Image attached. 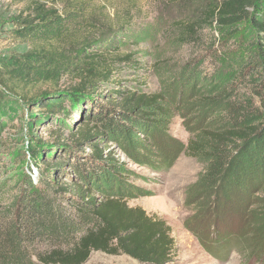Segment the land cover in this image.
<instances>
[{
	"label": "trees",
	"instance_id": "16d2710c",
	"mask_svg": "<svg viewBox=\"0 0 264 264\" xmlns=\"http://www.w3.org/2000/svg\"><path fill=\"white\" fill-rule=\"evenodd\" d=\"M104 9L93 0H29L11 18L10 34L27 50L0 56V94L32 107L30 118H25L28 129L43 120L42 111L62 126L82 115L81 123L90 117L106 130L132 132L110 111L104 113L83 98L109 84L117 63L131 59L101 43L100 36L115 27L103 20ZM181 27L193 44L199 43L200 32L209 30L213 37L196 64L178 77L182 98L184 87L205 84L199 95L194 88L188 97L201 111L185 148L202 165L191 195L216 201L233 196L241 204V191L264 180V0H219ZM64 77L75 82L60 87ZM41 84L49 86L30 93ZM121 91L118 87L110 94L121 96L122 117L153 115L155 95ZM95 137L84 129L79 141ZM159 154L165 165L173 160ZM34 163V176L25 174L11 202L0 207V264H83L92 251L126 254L141 264L170 261L175 250L169 226L140 207L128 206L122 184L98 166L83 170L76 161L73 178L54 161ZM255 209L250 211L255 214ZM263 244L259 241L255 251Z\"/></svg>",
	"mask_w": 264,
	"mask_h": 264
},
{
	"label": "rangeland",
	"instance_id": "374dc122",
	"mask_svg": "<svg viewBox=\"0 0 264 264\" xmlns=\"http://www.w3.org/2000/svg\"><path fill=\"white\" fill-rule=\"evenodd\" d=\"M46 1L51 4L53 0ZM216 1L93 0L95 7L105 6L103 20L115 26L100 36L101 43L114 53L129 54L131 59L117 63L109 84H101L83 98L98 104L104 113L110 111L132 132L106 130L98 119L90 117L89 122L81 123L82 115L62 126L42 111L43 120L35 129H28L25 118H30L32 107L0 94V207L11 202L25 174L34 176L38 170L34 162L54 161L57 168L61 165L62 171L77 178L72 163L78 161L83 170L98 166L122 184L128 206L140 207L169 226L175 253L167 264H264V244L254 249L264 241V180H255L241 191L245 198L241 204L233 196L216 201V197L207 199L204 194L191 195L202 165L188 156L185 148L201 111L188 97L194 88L199 90L205 84L184 87L182 98L178 77L181 70L187 73L196 64L204 44L213 37L209 30L200 32L199 43L193 44L182 35L181 23L195 20L203 8ZM28 3L0 0V56L27 50L25 43L11 36L10 20ZM70 82L75 81L64 77L59 86L64 88ZM48 86L37 85L30 93ZM118 87L122 93L155 95L153 115L122 117L118 113L121 96L110 94ZM183 100L190 105L186 107ZM84 129L98 137L80 142ZM163 146H167L164 151H158ZM159 153L173 160L165 165ZM62 182L67 183L68 178L63 177ZM94 195L101 198L96 192ZM254 207L255 214L250 211ZM83 264L141 263L126 254L92 251Z\"/></svg>",
	"mask_w": 264,
	"mask_h": 264
}]
</instances>
